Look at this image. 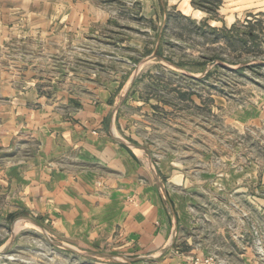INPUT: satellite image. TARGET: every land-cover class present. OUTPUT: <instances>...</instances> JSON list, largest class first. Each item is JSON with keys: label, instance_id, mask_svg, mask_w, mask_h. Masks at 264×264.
<instances>
[{"label": "rangeland", "instance_id": "obj_1", "mask_svg": "<svg viewBox=\"0 0 264 264\" xmlns=\"http://www.w3.org/2000/svg\"><path fill=\"white\" fill-rule=\"evenodd\" d=\"M97 2L114 16L113 53L97 36L87 44L71 37L10 39L0 42V73L20 79L21 87L30 82L22 77L32 75L48 91L55 79L65 88L63 74L72 89L78 78L91 79L100 62L106 72L109 54L118 77L137 68L133 93L118 104L117 135L129 132L142 141L150 154L149 184L159 189L173 218L176 206L193 218L195 229L184 232L181 243L176 239L175 247L197 236L195 250L209 247L205 256L220 264H233L227 251L247 253L246 264H264V14L237 17L232 2L196 3L214 13L213 21L235 13V23L211 28L171 18L158 28L159 45L150 55L157 25L138 18L143 0ZM131 40L149 47L141 53L127 44ZM253 108L262 111L260 127L236 123L248 120ZM167 156L172 160L163 161ZM73 247L29 214L0 221V264H99Z\"/></svg>", "mask_w": 264, "mask_h": 264}, {"label": "crops", "instance_id": "obj_2", "mask_svg": "<svg viewBox=\"0 0 264 264\" xmlns=\"http://www.w3.org/2000/svg\"><path fill=\"white\" fill-rule=\"evenodd\" d=\"M207 1L143 0L138 18L157 25L149 54L158 48V28L171 18L221 28L235 23L230 19L235 13L264 14V0H216L232 2L235 13L213 21L212 11L195 5ZM113 19L97 0H0V42L71 37L87 44L97 36L111 54L116 50ZM127 44L141 53L149 47L142 41ZM110 54L106 72H100V62L91 79L78 78L72 89L64 74L65 88L55 79L46 91L38 83L43 80L32 75L22 77L30 82L21 87L20 79L0 73V221L10 215L37 217L54 236L74 245L72 251L92 255L99 264H187L196 254L204 257L210 248L195 250L197 236L175 247L176 239L181 243L182 234L195 229L193 218L180 204L173 218L159 189L149 184L150 154L142 141L129 132L125 138L117 135L118 104L133 93L138 71L118 77ZM251 112L248 120L243 116L236 123L260 127L262 111ZM223 253L233 264L249 258L241 251Z\"/></svg>", "mask_w": 264, "mask_h": 264}, {"label": "built area", "instance_id": "obj_3", "mask_svg": "<svg viewBox=\"0 0 264 264\" xmlns=\"http://www.w3.org/2000/svg\"><path fill=\"white\" fill-rule=\"evenodd\" d=\"M190 264H220V262L209 256H206L204 258L194 256V258L191 259Z\"/></svg>", "mask_w": 264, "mask_h": 264}]
</instances>
